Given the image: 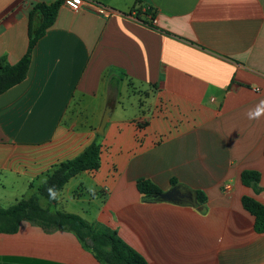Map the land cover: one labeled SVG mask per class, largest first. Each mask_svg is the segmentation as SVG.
I'll use <instances>...</instances> for the list:
<instances>
[{
  "label": "crops",
  "instance_id": "1",
  "mask_svg": "<svg viewBox=\"0 0 264 264\" xmlns=\"http://www.w3.org/2000/svg\"><path fill=\"white\" fill-rule=\"evenodd\" d=\"M52 1L0 0V57L24 55L29 10ZM262 100L264 0H63L25 78L0 93V206L96 139L99 167L67 181L88 205L67 211L115 229L149 264H264V232L241 204L264 205V191L240 180L253 169L264 182V116H247ZM141 177L161 191L175 178L206 201L146 202ZM0 264L101 263L73 232L22 220L0 232Z\"/></svg>",
  "mask_w": 264,
  "mask_h": 264
},
{
  "label": "trees",
  "instance_id": "2",
  "mask_svg": "<svg viewBox=\"0 0 264 264\" xmlns=\"http://www.w3.org/2000/svg\"><path fill=\"white\" fill-rule=\"evenodd\" d=\"M62 1L38 2L29 10L28 43L24 55L14 64L8 63L5 56L0 57V93L25 78L33 47L54 23ZM99 152L100 145L94 139L77 156L53 164L45 172V179L37 186L35 193L15 199L6 207L0 206V232L14 233L19 223L27 220L46 231L61 229L73 232L82 246L89 249L93 257L101 264H149L141 253L118 235L115 229L103 223L88 221L78 213L59 210L56 207L58 193L71 177L99 167ZM240 180L242 184L251 187L254 191L259 190L260 174L257 170H242ZM170 182L174 185L177 180L171 178ZM136 187L143 199L161 191L151 180L142 177L136 180ZM195 192L197 202L203 204L206 201V195L201 190H195ZM37 194L45 197L48 205L42 206ZM241 204L253 216L255 232H264V205L249 195L241 197Z\"/></svg>",
  "mask_w": 264,
  "mask_h": 264
},
{
  "label": "rangeland",
  "instance_id": "3",
  "mask_svg": "<svg viewBox=\"0 0 264 264\" xmlns=\"http://www.w3.org/2000/svg\"><path fill=\"white\" fill-rule=\"evenodd\" d=\"M119 99H121V98H119ZM133 100H135L137 102V97L135 96L133 99H130L131 102H133ZM124 101H125L124 105L127 106V108H128L126 112L132 113L133 109L130 107V105H128L129 99L125 98ZM136 108L138 109L139 105L136 104ZM137 113H138V110L136 111V114ZM258 187H259V190L264 191V182H262V183L258 182ZM82 191L83 190L77 184V179H72L69 183L65 184L61 188V190L59 191L60 193H58L59 197H58V202L56 203L57 209L67 211L70 207L79 208L80 206H87L88 205V193L85 191L84 192H82ZM76 193H78V194H76ZM80 193H81V195L79 196ZM20 195H22V194L20 192H18V194H16V197L19 198V197H21ZM26 195H28V194H26ZM37 197H38L39 203L42 206L48 205V201L45 197H43L39 194H37ZM72 197L75 199H77V198H79V199L78 200H71ZM92 203L93 204L91 207V212L94 213L96 211L97 207L101 206V202L96 201V202H92ZM3 204H4V202H3ZM4 205H7V204H4ZM3 207H6V206H3ZM88 221H90V220H88Z\"/></svg>",
  "mask_w": 264,
  "mask_h": 264
},
{
  "label": "water",
  "instance_id": "4",
  "mask_svg": "<svg viewBox=\"0 0 264 264\" xmlns=\"http://www.w3.org/2000/svg\"><path fill=\"white\" fill-rule=\"evenodd\" d=\"M109 118V108L107 107L102 115L100 123L96 129L98 134H102L105 124ZM146 202H171L175 204L183 205H196L197 195L196 192L190 189L188 186L182 183H176L172 185L169 189L154 193L148 198H145Z\"/></svg>",
  "mask_w": 264,
  "mask_h": 264
},
{
  "label": "clouds",
  "instance_id": "5",
  "mask_svg": "<svg viewBox=\"0 0 264 264\" xmlns=\"http://www.w3.org/2000/svg\"><path fill=\"white\" fill-rule=\"evenodd\" d=\"M248 118L251 119H259L264 116V100L260 101L258 105L254 109H250L247 113ZM51 193V189L49 190Z\"/></svg>",
  "mask_w": 264,
  "mask_h": 264
},
{
  "label": "built area",
  "instance_id": "6",
  "mask_svg": "<svg viewBox=\"0 0 264 264\" xmlns=\"http://www.w3.org/2000/svg\"><path fill=\"white\" fill-rule=\"evenodd\" d=\"M85 0H64V4L70 8L71 10H78L81 8L83 2ZM134 12V10H132ZM156 23V19L154 17H151V24ZM229 188V185L226 186V189Z\"/></svg>",
  "mask_w": 264,
  "mask_h": 264
}]
</instances>
